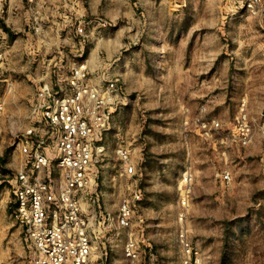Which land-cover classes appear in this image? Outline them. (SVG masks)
<instances>
[{
	"label": "rangeland",
	"instance_id": "1",
	"mask_svg": "<svg viewBox=\"0 0 264 264\" xmlns=\"http://www.w3.org/2000/svg\"><path fill=\"white\" fill-rule=\"evenodd\" d=\"M238 4L152 0L137 8L148 22L132 39L123 23H106L103 33L96 32L89 15L83 44L95 51L77 55L50 52L54 46L35 52V34L43 38L55 28H48L49 21L35 24V7L28 9L25 0H4L0 30L12 50L6 74L11 85L2 90L0 170L14 171L21 166L18 159L32 155V146L18 143L15 135L30 124L27 100L35 88L54 86L45 80L55 84L57 65L68 73L73 62L88 59L96 75L102 64L108 91L117 98L96 167L100 205L90 217L93 264H180V227L201 251V264H264V28ZM240 107L253 127L246 145L233 137ZM25 137L36 144V135ZM119 146L128 147L135 176L118 175ZM48 160L55 191L58 169ZM187 169L193 180L182 206L181 175ZM224 170L228 183L221 178ZM3 187L0 191L9 185ZM9 190L7 205L0 192V264H28ZM134 190L139 198L132 197ZM122 197L131 200L128 230L116 220ZM129 231L139 251L134 261L124 252Z\"/></svg>",
	"mask_w": 264,
	"mask_h": 264
},
{
	"label": "built area",
	"instance_id": "2",
	"mask_svg": "<svg viewBox=\"0 0 264 264\" xmlns=\"http://www.w3.org/2000/svg\"><path fill=\"white\" fill-rule=\"evenodd\" d=\"M33 9L36 0H25ZM4 0H0V10ZM75 23V30L83 35L85 18L84 2ZM239 9L257 17L264 28V0H238ZM6 38L0 35V115L4 110L3 88H8ZM54 86L38 87L27 100L30 124L24 134L15 135L25 146H32V155L24 159L12 176V195L15 203L14 218L24 235L28 264H93L91 253L90 217L99 208L100 191L97 182V166H100L104 147L103 133L109 127L116 104V96L108 91V75L105 71L91 73L87 60L73 62L68 73L63 66L55 69ZM35 121L37 125L35 126ZM218 123L215 122V125ZM39 125L42 128H39ZM261 130L264 132V112L261 113ZM37 136L36 144L23 136ZM253 127L240 107L236 117L233 137L241 145L250 143ZM47 145H51L48 147ZM122 165L118 175L132 177L136 168L126 146L116 150ZM28 156V155H27ZM49 157L58 169L57 188L47 177ZM0 170V183L5 179ZM222 181L228 183L230 173L224 170ZM193 180L187 169L181 175L179 202L187 204L188 192ZM132 197L140 193L133 191ZM131 200L122 197L118 203L116 220L127 230L131 225ZM124 246L126 257L138 258L137 243L132 231L127 232ZM180 264H201L199 248L180 227L177 233Z\"/></svg>",
	"mask_w": 264,
	"mask_h": 264
},
{
	"label": "crops",
	"instance_id": "3",
	"mask_svg": "<svg viewBox=\"0 0 264 264\" xmlns=\"http://www.w3.org/2000/svg\"><path fill=\"white\" fill-rule=\"evenodd\" d=\"M81 1L84 2L85 0H36L34 12L35 24L41 27L44 26L45 22L49 21L51 24L47 25L48 28L54 27L55 32H52V35L42 34L43 38L35 34V52H48L53 46L56 47V49L54 48L50 52H78L77 55H81V52L95 51L93 48L91 50H85L83 44L84 38L81 35L77 36V32L75 31V23L82 8ZM151 1L152 0H87L86 6L84 4V9L86 10L85 18L89 19V15H91L90 20H93V23L96 24L95 27L98 28L96 32L98 33H103L107 29V26H105L106 23L111 25L123 23L125 24H122L123 27L128 30L127 37L132 39L140 34V26H145L148 22L143 18L142 13L141 15L139 14L140 11H137V8L149 4ZM150 21L152 22L153 19H150ZM65 27L67 28L66 32H60V29H64ZM0 35L7 39L4 31L0 30ZM63 45L68 46L65 47ZM11 50L10 48L7 50V67H9V52H11ZM20 52H34V49L30 51L22 49ZM86 60L87 65H89L88 59ZM60 66L65 68L64 65H57V67ZM99 66L101 68H99L97 72L103 70V65L100 64L98 67ZM45 83L47 85H54L50 80H45ZM37 88L38 87H36L35 90ZM23 161L24 159L22 160V158L21 160L18 159L16 164L22 165ZM18 168H20V166H16L15 170L10 172L6 168L5 170H1L6 178L0 183V188H4L3 186H7V184L9 185V188L0 191L5 205L10 202L11 195L9 189L10 187L12 189V176Z\"/></svg>",
	"mask_w": 264,
	"mask_h": 264
}]
</instances>
